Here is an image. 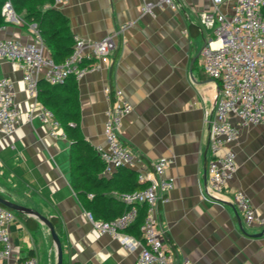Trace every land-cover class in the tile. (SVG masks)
Masks as SVG:
<instances>
[{
  "label": "crops",
  "instance_id": "0c3cea01",
  "mask_svg": "<svg viewBox=\"0 0 264 264\" xmlns=\"http://www.w3.org/2000/svg\"><path fill=\"white\" fill-rule=\"evenodd\" d=\"M142 4V0H65L54 5L68 19L73 39L96 41L130 23L108 64L68 80L77 88L80 130L93 147L105 141L110 104L105 86L121 88L133 106L119 132L138 162L133 168L111 171L103 163L96 197L119 201L115 194L121 191L127 171L135 172L137 179L154 160L169 157L172 162L165 174L174 186L169 200L159 206L160 228L179 258H187L189 264H264V227L245 224L229 198L221 205L203 197L210 157L208 127L215 114L218 82L202 67L200 50L213 36V28L202 22L201 13L212 10L213 3L178 0L175 8H155L154 15L144 13ZM219 9L231 13V2L224 1ZM21 21L16 15V20L0 27V38L31 42L34 31ZM1 77L14 83L19 122L12 134L0 133V195L56 219L63 264H135L136 250L100 233L90 221L72 185L70 141L49 135L17 64L0 58ZM229 120L238 126L233 144L237 171L223 189L228 196L241 189L264 215V126L241 125L233 114ZM15 213L7 223L12 254L0 264H16L30 256L37 264H56L48 227L36 217ZM125 232L137 237L132 229Z\"/></svg>",
  "mask_w": 264,
  "mask_h": 264
},
{
  "label": "built area",
  "instance_id": "2783aa9c",
  "mask_svg": "<svg viewBox=\"0 0 264 264\" xmlns=\"http://www.w3.org/2000/svg\"><path fill=\"white\" fill-rule=\"evenodd\" d=\"M178 0H142L144 13L154 15L155 8H175ZM224 1L231 2V13L219 9ZM65 0H54L60 5ZM213 9L201 13V20L213 28L201 50V62L205 73L218 82L215 98V114L209 120L207 186L204 199L224 204L230 202L241 213L247 225L264 227V215L256 211L248 195L241 189L229 194L223 187L237 171L233 144L238 135V126L229 120L231 114L241 125L264 126V0H211ZM2 14L7 21L16 20V14L6 2ZM130 23H124L99 40L88 41L75 37L73 51L63 62L57 63L46 52V47L36 30L29 43L13 38H0V58L15 62L22 71L25 91L38 105L37 117L48 126L54 138H66L60 122L53 111L38 100L40 78L49 84H63L68 78H81L87 71L99 69L110 62L118 48L122 32ZM104 93L109 101L104 125V144L94 146L105 169L122 166L133 168L138 158L125 145L120 136L123 117L133 106L119 87L106 85ZM19 109L15 101L14 83L8 77L0 78V133L12 134L18 127ZM172 162L169 157H160L147 172H139L137 180L145 183L142 189L119 191L116 198L126 208L110 221L96 220L88 212L93 226L103 234L121 241L124 247L137 251L135 264H189L185 257L179 258L175 248L164 238L160 228L159 206L169 200L168 192L174 181L165 172ZM143 208L139 224V237L126 234V229L135 224ZM15 218V212L0 204V260L12 254V243L7 223ZM16 264H37L33 256Z\"/></svg>",
  "mask_w": 264,
  "mask_h": 264
},
{
  "label": "trees",
  "instance_id": "16d2710c",
  "mask_svg": "<svg viewBox=\"0 0 264 264\" xmlns=\"http://www.w3.org/2000/svg\"><path fill=\"white\" fill-rule=\"evenodd\" d=\"M6 2H10L15 14L21 18V24L35 25L55 62L61 63L69 57L74 46L73 34L68 19L54 6V0H0V27L12 23L2 14ZM70 78L63 84L54 85L45 80L38 81V100L53 111L70 141L72 185L79 193L84 207L94 219L110 221L121 214L126 206L113 198L96 197L101 191L102 182L98 180L97 174L102 170L103 162L80 130L77 88L74 83L68 82ZM122 183L121 191L142 189L146 185L136 179L133 171H127ZM89 193L93 194L92 197L88 196ZM142 216L143 208L140 209L138 221L126 231L132 229L136 232L135 236L139 237L138 227ZM26 221L31 225L30 219L27 218ZM50 221L55 225V218H50ZM170 246L173 247L172 244Z\"/></svg>",
  "mask_w": 264,
  "mask_h": 264
},
{
  "label": "water",
  "instance_id": "95a60500",
  "mask_svg": "<svg viewBox=\"0 0 264 264\" xmlns=\"http://www.w3.org/2000/svg\"><path fill=\"white\" fill-rule=\"evenodd\" d=\"M0 204L6 208L13 210L14 212L24 213V214L36 217L39 221L45 224L50 231V234L52 236L53 242L56 247V252H57V263L56 264H63V251H62L61 239L55 229V226L51 223L48 217L42 215L41 213H39L38 211L30 207H26L24 205L16 203L15 201L2 197L1 195H0ZM262 232H264V230H262Z\"/></svg>",
  "mask_w": 264,
  "mask_h": 264
}]
</instances>
